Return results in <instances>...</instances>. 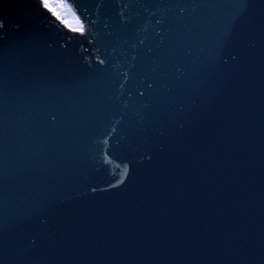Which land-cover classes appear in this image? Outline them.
<instances>
[{"label":"water","instance_id":"1","mask_svg":"<svg viewBox=\"0 0 264 264\" xmlns=\"http://www.w3.org/2000/svg\"><path fill=\"white\" fill-rule=\"evenodd\" d=\"M47 4L0 0V264H264V0Z\"/></svg>","mask_w":264,"mask_h":264},{"label":"snow or ice","instance_id":"2","mask_svg":"<svg viewBox=\"0 0 264 264\" xmlns=\"http://www.w3.org/2000/svg\"><path fill=\"white\" fill-rule=\"evenodd\" d=\"M45 6H46V7L48 6V4H47V0H45ZM58 18H60V17H58Z\"/></svg>","mask_w":264,"mask_h":264}]
</instances>
